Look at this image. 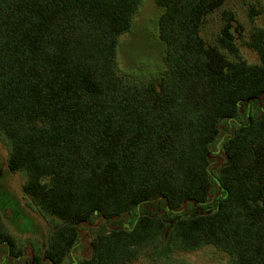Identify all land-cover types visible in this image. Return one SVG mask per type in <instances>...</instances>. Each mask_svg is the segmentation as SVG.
I'll use <instances>...</instances> for the list:
<instances>
[{"label":"trees","instance_id":"1","mask_svg":"<svg viewBox=\"0 0 264 264\" xmlns=\"http://www.w3.org/2000/svg\"><path fill=\"white\" fill-rule=\"evenodd\" d=\"M144 1L0 0V137L52 225L22 245L0 193V264H130L149 248L188 264L171 253L207 245L229 256L217 264H264V28L250 63L234 9L204 35L228 0H153L162 65L139 81L118 50Z\"/></svg>","mask_w":264,"mask_h":264},{"label":"rangeland","instance_id":"2","mask_svg":"<svg viewBox=\"0 0 264 264\" xmlns=\"http://www.w3.org/2000/svg\"><path fill=\"white\" fill-rule=\"evenodd\" d=\"M256 6L264 9V0H228L224 7L209 16L205 23L204 35L206 39L214 43L222 23V15L225 9H234L239 21L245 30L239 40L240 54L250 63L259 61L257 53L250 48L246 41L250 38V32L254 27L264 28V12L253 21L249 15V7ZM160 9L153 0H145L135 17L134 28L122 38V45L118 50L120 74L126 78L139 81L149 80L160 74L161 45L158 43L157 17ZM8 148L6 141L0 137V193L11 197L18 203V207L24 217L19 224L25 225L22 231L12 221V211L4 212V222L8 230L22 244L29 247L43 245L52 230L50 221L43 215L41 210L30 200L23 191L24 174L13 172L9 169ZM5 196L2 199H5ZM6 199L5 201L7 202ZM5 202V203H6ZM85 234L83 235V237ZM153 248L143 250L139 258L130 264H165L159 258L154 260ZM90 244L83 239L82 244L75 252V258L79 259L90 254ZM170 261L185 262L188 264H217L229 259V256L214 245H207L197 251H173Z\"/></svg>","mask_w":264,"mask_h":264}]
</instances>
